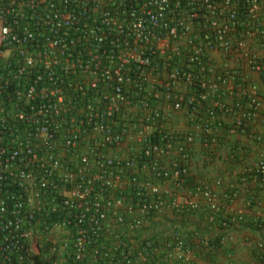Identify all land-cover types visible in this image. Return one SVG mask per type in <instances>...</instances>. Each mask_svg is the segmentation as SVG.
Instances as JSON below:
<instances>
[{"label":"built area","instance_id":"obj_1","mask_svg":"<svg viewBox=\"0 0 264 264\" xmlns=\"http://www.w3.org/2000/svg\"><path fill=\"white\" fill-rule=\"evenodd\" d=\"M263 13L264 0H0V264H179L180 228L150 233L168 211L230 225L189 183L191 147L213 158L222 116L232 134L264 127L258 86L212 62L240 52L264 79L248 46L264 48ZM252 177L263 158L229 199Z\"/></svg>","mask_w":264,"mask_h":264},{"label":"crops","instance_id":"obj_2","mask_svg":"<svg viewBox=\"0 0 264 264\" xmlns=\"http://www.w3.org/2000/svg\"><path fill=\"white\" fill-rule=\"evenodd\" d=\"M259 19L264 28V13ZM248 46L264 55V48L255 40L249 38ZM212 54V62L219 71L229 65L241 77L255 83L264 104V79L251 69L240 52L227 54L215 50ZM221 119L224 126L216 124L213 129L218 139L213 158L200 137L192 145L189 183L203 182L217 194L227 216L232 219L230 225L211 221L209 212L202 209L184 214L168 211L161 226L166 223L170 228L178 226L185 237L186 259L179 264H188L190 255L195 264H264V250L259 248L260 243L264 244V177H252L245 183H238L237 197L229 199L245 165L264 159V127L258 121L253 123L254 137L240 132L232 134L225 126L229 117L222 116ZM184 123L183 115L173 121L177 127ZM218 179H221L219 185Z\"/></svg>","mask_w":264,"mask_h":264},{"label":"trees","instance_id":"obj_3","mask_svg":"<svg viewBox=\"0 0 264 264\" xmlns=\"http://www.w3.org/2000/svg\"><path fill=\"white\" fill-rule=\"evenodd\" d=\"M163 222H155L153 225V227L150 230V233H153V238L155 240H158V237H161L162 235H164L168 229L170 228L167 223L163 224L164 226H161ZM167 225V228H166Z\"/></svg>","mask_w":264,"mask_h":264},{"label":"rangeland","instance_id":"obj_4","mask_svg":"<svg viewBox=\"0 0 264 264\" xmlns=\"http://www.w3.org/2000/svg\"><path fill=\"white\" fill-rule=\"evenodd\" d=\"M193 260H195V259L192 258V255H190L189 259H187V263L188 264H195Z\"/></svg>","mask_w":264,"mask_h":264}]
</instances>
